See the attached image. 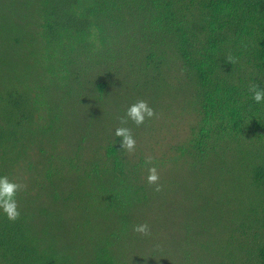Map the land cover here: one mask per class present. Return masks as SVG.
<instances>
[{"label": "trees", "instance_id": "obj_1", "mask_svg": "<svg viewBox=\"0 0 264 264\" xmlns=\"http://www.w3.org/2000/svg\"><path fill=\"white\" fill-rule=\"evenodd\" d=\"M63 1V16L42 12L37 34L11 24L10 40L0 39V69L16 66L0 94V176L26 185L17 195L20 217L0 211V264H264V103L248 90L264 88V0ZM130 51L134 79L123 91L115 75ZM64 75L80 81L77 94ZM155 83L171 95L145 97ZM123 92L137 99L124 102ZM137 100L154 110L187 107L174 121L187 125L188 137L159 163L152 155L146 164L137 145L123 151L115 136ZM97 110L112 124L106 138L89 141ZM65 114L73 115L74 146L57 133ZM125 126L138 142L172 128L154 118ZM152 166L174 201L187 195L182 180L211 181L188 226L197 240L182 261L158 240L153 206L162 191L147 182ZM145 222L149 236L133 231Z\"/></svg>", "mask_w": 264, "mask_h": 264}, {"label": "rangeland", "instance_id": "obj_2", "mask_svg": "<svg viewBox=\"0 0 264 264\" xmlns=\"http://www.w3.org/2000/svg\"><path fill=\"white\" fill-rule=\"evenodd\" d=\"M65 4L66 2L63 0H0V39L10 40L13 34L10 29L11 24H14L12 29H14V32L16 33H24V30H26L30 34H37L40 28L39 23L42 20L40 17H42L44 11L48 8H52V16L56 15V17H60L63 15L58 9ZM36 20L37 22L35 23L34 21ZM8 50L9 49L6 51ZM36 52L39 53L40 50L38 49ZM122 54L124 55H122V58L125 67L124 69H121L120 73L118 72L115 76L119 77L120 81L122 82V87L120 89L123 91H129L131 85L133 84L134 77L128 76L130 70L128 68L127 62L130 63L131 61L136 60L137 57L135 52L131 53V51ZM7 61L9 64L10 61ZM15 62H17L19 65L18 60ZM14 68H16V66L10 70L7 67L0 69V94L2 92V87H7L10 85ZM40 70L41 69L39 67H35L32 69V73L39 72ZM65 77V83L67 82V85L72 88V91L75 94H77L80 89V81H73V79L69 78L68 76ZM158 84L155 83L149 89H147L145 97H156L158 100H161L166 96L171 95L172 91L165 88L161 89V84ZM58 90L59 93H61L65 90V87H62ZM134 98L137 99L134 94L129 92L122 93V100L124 102H131V100ZM112 99H114L113 94H108L107 102L108 100L111 101ZM186 108L187 107L183 103V108H177L173 112L163 106L155 109L158 115L154 119L158 123L163 124L165 128H169L171 125L172 128H170L165 134H159L163 130H167L162 128L157 130L158 135H144L141 139H139L140 142L136 141V145L139 147V150L142 152V156L144 158L151 157L153 155V158H156L157 163H159L160 157H163L164 154H171L169 146L172 149H175L174 147L177 146L180 140H186L188 137L187 125L177 127L174 121H181L183 110L185 111ZM71 116L73 115L65 114L60 118L59 121L55 122V125L56 128L60 129L57 133H67L69 137L68 141L71 143L70 146H74L75 134L72 131L74 123ZM88 116L89 114L86 116H81L84 117L82 122L85 121ZM95 116L98 118L101 117V120L97 125L94 124L87 129L91 134L93 130H96L95 136L90 135L89 141L90 139L94 140V137L104 138L108 133L106 128H109L112 124L111 119L102 110H97L95 112ZM50 129L52 130L54 128ZM81 133L84 134L86 132L83 131ZM90 146H94V144H90ZM169 162L172 165L179 163V161H173L172 159ZM166 165L169 166L168 163ZM11 167L12 165L9 166V169H11ZM178 170L179 172L177 174L182 177L183 174L181 170L177 169V171ZM210 183L211 181L206 178L197 180L196 183H194V180L192 182H189L188 179L182 180L181 184L185 187L187 195H182L177 201H174L173 189L169 190V187L171 186L169 183H165V190H162L161 195L158 196L157 201L153 206V211L159 219V229L157 230L158 240H160L162 243L170 244V247L172 244L174 245V249L171 250L170 255L173 259H176V261H182L178 258L186 255L188 249L192 251L193 247H189V245L197 240L198 235H195V237L190 232H188V226L196 214L195 212L198 207V201L202 203L205 202V194ZM151 220H155V218ZM192 226H194V224H192ZM64 230L65 226L57 232H63ZM193 230L199 231V228H194ZM198 234L203 235L204 230L200 229Z\"/></svg>", "mask_w": 264, "mask_h": 264}, {"label": "clouds", "instance_id": "obj_3", "mask_svg": "<svg viewBox=\"0 0 264 264\" xmlns=\"http://www.w3.org/2000/svg\"><path fill=\"white\" fill-rule=\"evenodd\" d=\"M227 63H236L235 58L231 55L227 57ZM249 92L252 94V99L255 103H264V88L258 84H250ZM156 111L145 100H137L134 104L130 105L127 109L125 116L119 118L120 127L115 130V136L121 140V148L123 151L133 153L136 147V140L133 136L132 130L125 125L129 120L132 121L137 127L143 125L146 120H151L157 117ZM146 164H153V158L148 157L145 161ZM160 174L155 166L148 168L147 182L149 186L155 185L156 192L162 191L159 183ZM26 190V185L22 182H17L9 179L7 175L0 176V211H2L10 221H15L20 217L19 203L17 195ZM133 231L143 235H150V226L147 222L135 225Z\"/></svg>", "mask_w": 264, "mask_h": 264}]
</instances>
